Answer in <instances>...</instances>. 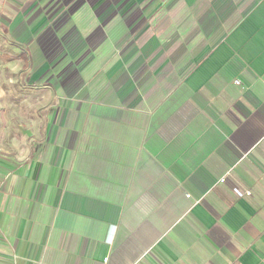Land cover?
<instances>
[{
  "label": "crops",
  "instance_id": "1",
  "mask_svg": "<svg viewBox=\"0 0 264 264\" xmlns=\"http://www.w3.org/2000/svg\"><path fill=\"white\" fill-rule=\"evenodd\" d=\"M0 29L36 57L0 95V264H264V0H0Z\"/></svg>",
  "mask_w": 264,
  "mask_h": 264
},
{
  "label": "rangeland",
  "instance_id": "2",
  "mask_svg": "<svg viewBox=\"0 0 264 264\" xmlns=\"http://www.w3.org/2000/svg\"><path fill=\"white\" fill-rule=\"evenodd\" d=\"M22 51L19 45L0 29V95H16L15 82L31 79L32 72L26 70L27 59L36 63V57L32 55L25 59ZM68 62L75 61L69 58Z\"/></svg>",
  "mask_w": 264,
  "mask_h": 264
},
{
  "label": "built area",
  "instance_id": "3",
  "mask_svg": "<svg viewBox=\"0 0 264 264\" xmlns=\"http://www.w3.org/2000/svg\"><path fill=\"white\" fill-rule=\"evenodd\" d=\"M236 83H237V81H236ZM227 180H228V175L227 174L223 175L219 179L220 182H226ZM231 189H232V192L234 193V195L236 197H243V196H246V195H249L250 194V190H248V189H241L240 187L235 186V185H233ZM106 259H107V257L104 258V261H106Z\"/></svg>",
  "mask_w": 264,
  "mask_h": 264
}]
</instances>
